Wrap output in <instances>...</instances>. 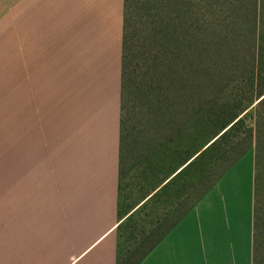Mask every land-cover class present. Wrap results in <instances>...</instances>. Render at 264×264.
<instances>
[{
  "label": "crops",
  "instance_id": "1",
  "mask_svg": "<svg viewBox=\"0 0 264 264\" xmlns=\"http://www.w3.org/2000/svg\"><path fill=\"white\" fill-rule=\"evenodd\" d=\"M123 55L124 0H0V264H122ZM196 156L135 208L136 264H255L254 155L171 192Z\"/></svg>",
  "mask_w": 264,
  "mask_h": 264
},
{
  "label": "rangeland",
  "instance_id": "2",
  "mask_svg": "<svg viewBox=\"0 0 264 264\" xmlns=\"http://www.w3.org/2000/svg\"><path fill=\"white\" fill-rule=\"evenodd\" d=\"M145 1L127 0L120 223L131 214L117 230L122 264H135L140 256L135 248L155 234L147 232L155 213L135 208L168 173L181 168L201 153L212 137L227 129L182 169L171 192L180 190L181 197H198L235 159L244 156L245 161L253 154L259 177L255 264H264V99L260 101L264 96V0L224 3L217 15L210 17L206 42L211 47L205 61L198 63L195 52L193 65L186 63L193 50H186L182 38L177 44L174 36L164 66L157 59L161 57L156 38L147 30ZM235 9H245L249 16L240 20ZM145 212L147 216L142 215Z\"/></svg>",
  "mask_w": 264,
  "mask_h": 264
},
{
  "label": "trees",
  "instance_id": "3",
  "mask_svg": "<svg viewBox=\"0 0 264 264\" xmlns=\"http://www.w3.org/2000/svg\"><path fill=\"white\" fill-rule=\"evenodd\" d=\"M195 1V0H194ZM193 0H146L145 1V9L147 13V30L153 38H156V49L159 51L160 57L158 59L160 65L164 66L168 63L169 53L171 51V43L175 42L180 44L179 39H181L182 44H186V50L190 52L193 50V54L191 57L186 59V63L189 65L194 63L193 57L195 56L198 59V63L205 61L207 58L206 55L209 53V49L211 45L209 42L207 43V38L210 32V17L212 13H218V9L223 8L224 3L235 4L238 0H197L196 4H194ZM243 0H241L242 2ZM243 6V5H242ZM235 8H238L235 6ZM245 9L240 11V9H235L233 12L238 15L237 18L240 20L244 19L243 17H248V13H245ZM217 15V14H216ZM128 19V2L124 0V45L126 41V22ZM240 22V21H237ZM224 36V35H223ZM196 37H198L196 39ZM224 40H228V37L225 36ZM179 42V43H178ZM175 44V43H174ZM193 44H197L196 48H193ZM209 44V45H208ZM181 48L183 46L181 45ZM185 51V49H184ZM175 52V51H174ZM216 59H219L221 56H214ZM197 63V64H198ZM123 78H124V55H123ZM264 97L260 100L262 101ZM259 101V102H260ZM228 130V129H227ZM227 130L224 132L226 133ZM224 133L217 135V137H212L213 140L208 145L206 149L214 145L219 138H221ZM214 136V135H213ZM202 151V152H203ZM199 153L192 161H196L202 154ZM235 159L233 163H231L229 167H231L236 161ZM191 162V163H192ZM190 163V164H191ZM225 169V171L227 170ZM225 171H223L218 177H220ZM217 177V178H218ZM259 185V177L256 172L255 166V179H254V229L256 231V220H255V211H256V201H257V186ZM202 194V193H201ZM200 194V195H201ZM199 195V196H200ZM198 196V197H199ZM256 233V232H255ZM256 235V234H255ZM255 237V236H254ZM157 238L150 237L144 239L136 248L135 253H139L138 260L141 257L145 256L156 244ZM255 244V238H254ZM137 260V261H138ZM135 262V264L137 263Z\"/></svg>",
  "mask_w": 264,
  "mask_h": 264
},
{
  "label": "water",
  "instance_id": "4",
  "mask_svg": "<svg viewBox=\"0 0 264 264\" xmlns=\"http://www.w3.org/2000/svg\"><path fill=\"white\" fill-rule=\"evenodd\" d=\"M263 97H264V96H263ZM263 97H262V98H263ZM262 98H261V99H262Z\"/></svg>",
  "mask_w": 264,
  "mask_h": 264
}]
</instances>
